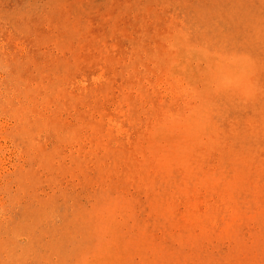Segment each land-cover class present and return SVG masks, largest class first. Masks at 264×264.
<instances>
[{"label":"rangeland","instance_id":"1","mask_svg":"<svg viewBox=\"0 0 264 264\" xmlns=\"http://www.w3.org/2000/svg\"><path fill=\"white\" fill-rule=\"evenodd\" d=\"M0 264H264V0H0Z\"/></svg>","mask_w":264,"mask_h":264},{"label":"bare ground","instance_id":"2","mask_svg":"<svg viewBox=\"0 0 264 264\" xmlns=\"http://www.w3.org/2000/svg\"><path fill=\"white\" fill-rule=\"evenodd\" d=\"M177 11H176V8L175 7H173L171 10H168V13L165 11V10H161V11H159L158 12V14H157V18L158 19H160L161 17H163L164 15H166V14H168V16L170 17V20H171V23H170V34H173V31L175 30H177L176 29V19H177V13H176ZM155 19V18H154ZM178 20V19H177ZM181 29L183 30V31H187L188 30V28H184V27H181ZM181 29L180 28H178V31H181ZM177 32V31H176ZM175 33V32H174ZM174 35V34H173ZM177 36H178V33L176 34ZM176 35H174L175 37H177ZM167 36H169V34L167 35ZM170 37V36H169ZM161 38V37H160ZM164 37H162L161 39H163ZM165 38H167V37H165ZM171 38V37H170ZM169 38V39H170ZM173 39V38H172ZM175 39L176 38H174V40H172V41H175ZM176 41H177V39H176ZM175 44V46L177 45L176 44V42L174 43ZM173 45V44H172ZM172 47V46H171ZM170 47V48H171ZM173 48V47H172ZM171 48V49H172ZM176 48H177V46H176ZM175 52V51H174ZM191 53V52H190ZM191 55V54H190ZM189 55V56H190ZM172 55H169V58L171 57Z\"/></svg>","mask_w":264,"mask_h":264}]
</instances>
